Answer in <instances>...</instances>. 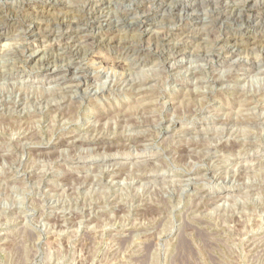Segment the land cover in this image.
<instances>
[{
    "label": "rangeland",
    "instance_id": "rangeland-1",
    "mask_svg": "<svg viewBox=\"0 0 264 264\" xmlns=\"http://www.w3.org/2000/svg\"><path fill=\"white\" fill-rule=\"evenodd\" d=\"M180 1L0 0V264H264V0Z\"/></svg>",
    "mask_w": 264,
    "mask_h": 264
},
{
    "label": "bare ground",
    "instance_id": "bare-ground-1",
    "mask_svg": "<svg viewBox=\"0 0 264 264\" xmlns=\"http://www.w3.org/2000/svg\"><path fill=\"white\" fill-rule=\"evenodd\" d=\"M209 0H181L180 1V5H182V7H185V8H188V9H194V8H196L198 5H200L201 3H205V2H208ZM219 1H221V2H223V3H225L226 5H228L229 3H233L232 4V8H233V6H235L236 5V3H235V1L236 0H219ZM179 3V2H178ZM252 4H253V6L254 7H258V8H261V9H263V7L260 5V1L259 0H253V2H251ZM206 4V3H205ZM203 5V4H202ZM251 5V4H250ZM231 8V9H232ZM184 9V8H183ZM225 12V11H224ZM45 13V12H44ZM229 13H230V15L232 14L233 16H236V14L233 12V10H230L229 11ZM237 18V17H236ZM75 42V41H74ZM73 44H75V43H73ZM74 47V46H73ZM233 56H234V54H233ZM252 66H254V65H252ZM255 66H256V64H255ZM254 68V67H253ZM69 69V68H68ZM61 71V70H60ZM75 69H73L72 71H69V73H71L73 76V82H75V86L76 87H78L79 85H80V80L78 81L77 79H75L76 78V76H75ZM66 72H68L67 70H66ZM86 74V73H85ZM51 76H54V75H52L51 74ZM68 77V76H67ZM68 79V78H67ZM84 79H87V77L86 76H84ZM82 80V79H81ZM46 81H48V80H46ZM47 83H49V82H47ZM73 85V84H72ZM88 88V87H87ZM97 90V89H96Z\"/></svg>",
    "mask_w": 264,
    "mask_h": 264
}]
</instances>
